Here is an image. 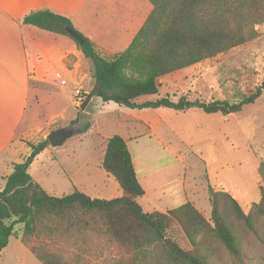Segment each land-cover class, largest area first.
Instances as JSON below:
<instances>
[{"label": "trees", "instance_id": "1", "mask_svg": "<svg viewBox=\"0 0 264 264\" xmlns=\"http://www.w3.org/2000/svg\"><path fill=\"white\" fill-rule=\"evenodd\" d=\"M148 1L152 10L123 51L105 57L88 39L79 46L91 64L95 96L132 109L197 108L227 115L261 95L264 81L235 102L184 96L173 101L167 95L147 99L159 93L161 77L246 44L257 37L255 26L264 23V0ZM22 21L67 36L64 27L72 28L66 17L45 9L28 13ZM27 145L29 154L13 164L0 189V253L15 237L41 264H81V254L65 255L58 246L82 247L91 239L95 249L112 247L128 256V264H138L147 255L164 264H211L216 246L240 259L242 229L253 232L255 223L264 221V161L258 165L259 201L245 213L228 192L209 186L207 220L189 201L166 212H144L136 201L144 190L119 135L107 138L101 161L122 190L120 197L111 199L91 198L76 189L60 197L50 195L28 173L49 143L44 139ZM16 225L22 226L20 237Z\"/></svg>", "mask_w": 264, "mask_h": 264}, {"label": "rangeland", "instance_id": "2", "mask_svg": "<svg viewBox=\"0 0 264 264\" xmlns=\"http://www.w3.org/2000/svg\"><path fill=\"white\" fill-rule=\"evenodd\" d=\"M255 30L257 37L246 44L161 77L159 93L146 98L167 95L173 101L181 96L204 102L239 100L264 81V23L256 25ZM87 62L82 57L81 78L64 74L51 82L49 91L43 95L49 94V100H57V103L44 100L43 105H34L30 111L34 116L27 124H17L2 153L13 164L20 163L30 152L28 142L37 143L53 130L67 129L71 134L64 143L57 147L48 145L28 168L32 180L47 193L60 197L71 193L80 181H103L104 171L100 165L106 140L121 135L128 139L131 153L147 168L146 173L166 169L162 181L169 179V191H177L176 198H171L166 207H177L189 201L209 220V186L228 192L245 213L259 201L258 165L264 161V90L252 103L227 115L205 113L197 108L189 111L132 109L112 101L103 102L93 95L94 85ZM80 85L82 91L76 97L74 93ZM34 86L37 87H32L34 91L45 87L37 83ZM150 128L158 134H146ZM27 134L26 141L22 140L21 136L27 137ZM157 137L162 142L161 148L156 143ZM99 168L101 173H98ZM110 190L112 194L105 197L115 195L111 187ZM163 192V198L169 196L166 190ZM89 195L103 197L95 192ZM160 202L162 206H156L155 200L151 207L165 211L164 202ZM254 226L253 232L241 231L240 259L233 258L224 248H214L210 242L215 250L211 252V264H264V221ZM14 230L20 237L22 226L16 225ZM91 243L88 239L82 247L72 243L58 247L68 256L81 254V264H128L125 254L121 256L116 249L107 246L95 249ZM137 263L164 264L153 255ZM0 264L41 263L20 238L10 237L0 253Z\"/></svg>", "mask_w": 264, "mask_h": 264}, {"label": "crops", "instance_id": "3", "mask_svg": "<svg viewBox=\"0 0 264 264\" xmlns=\"http://www.w3.org/2000/svg\"><path fill=\"white\" fill-rule=\"evenodd\" d=\"M42 9L66 17L72 28L88 39L101 55L110 57L128 47L150 14L152 5L148 0H0L1 189L4 186L5 177L12 172L13 168L10 158H4L2 153L5 150L4 147L10 142L17 124L28 123L31 116H34L30 112L34 105H43L44 100L47 101L46 103H57V100L54 102L49 100L50 95L46 93L43 95V92L49 91L51 82L56 81L59 76L67 74L72 78H81L82 57L84 56L77 42L67 35L23 23L25 15ZM87 63H89L90 70V61L88 60ZM89 75L91 77L90 72ZM90 81L94 85V95L95 82L92 77ZM34 83L45 87L34 91L32 89L35 87ZM79 87L78 89L82 91V86ZM87 92L85 91L86 94ZM38 118L40 119V115ZM150 129V132L146 134L155 135L154 128ZM28 136V134L27 137L22 135V140ZM122 138L130 153L136 178L144 190V195L136 198V201L146 213L157 211L151 207L155 200L158 202L155 203L156 206H162L160 201H163L166 207L170 203L169 200L171 198L174 200L177 195L176 189L169 191L171 186L169 179L162 181V175L166 169L156 173H146L147 168L131 153L128 139ZM128 138L132 139L130 135ZM156 143L161 148L162 142L160 143L159 139ZM163 156L162 154L160 158ZM101 169L104 171L103 181L97 183L87 177L88 182L85 183L84 180L78 182L75 189L91 198L120 197L122 190L113 176L107 173L102 166ZM98 173H101L100 168ZM110 187L115 195L105 197L112 194ZM164 190L169 195L166 198L161 196ZM90 192L103 194V197L101 195L92 197L89 195ZM172 208L175 207H166L165 211L159 212H166Z\"/></svg>", "mask_w": 264, "mask_h": 264}, {"label": "water", "instance_id": "4", "mask_svg": "<svg viewBox=\"0 0 264 264\" xmlns=\"http://www.w3.org/2000/svg\"><path fill=\"white\" fill-rule=\"evenodd\" d=\"M64 30L71 38H73L77 42L79 46L83 45L84 42L86 41V38L82 36L80 33H78L77 31H75L73 28L64 27ZM85 104H83L81 108H83ZM70 134L71 133L68 132L66 129L60 128V129L51 131L46 136V140L48 141L49 145H51L52 147H57V146L62 145L64 141L66 140V138L69 137Z\"/></svg>", "mask_w": 264, "mask_h": 264}, {"label": "built area", "instance_id": "5", "mask_svg": "<svg viewBox=\"0 0 264 264\" xmlns=\"http://www.w3.org/2000/svg\"><path fill=\"white\" fill-rule=\"evenodd\" d=\"M80 94V89L75 90V95L78 96Z\"/></svg>", "mask_w": 264, "mask_h": 264}]
</instances>
